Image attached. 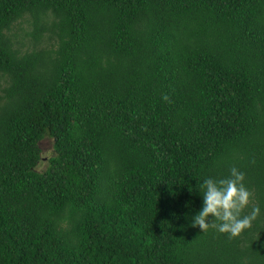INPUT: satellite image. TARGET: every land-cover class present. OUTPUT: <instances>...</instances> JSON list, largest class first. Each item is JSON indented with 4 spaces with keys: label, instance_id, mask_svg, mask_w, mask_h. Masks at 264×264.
I'll return each mask as SVG.
<instances>
[{
    "label": "trees",
    "instance_id": "trees-1",
    "mask_svg": "<svg viewBox=\"0 0 264 264\" xmlns=\"http://www.w3.org/2000/svg\"><path fill=\"white\" fill-rule=\"evenodd\" d=\"M0 264H264V0H0Z\"/></svg>",
    "mask_w": 264,
    "mask_h": 264
},
{
    "label": "clouds",
    "instance_id": "clouds-1",
    "mask_svg": "<svg viewBox=\"0 0 264 264\" xmlns=\"http://www.w3.org/2000/svg\"><path fill=\"white\" fill-rule=\"evenodd\" d=\"M197 191L202 198L201 205L188 220L202 230L211 226L219 232L236 236L256 208L255 202L249 204L250 192L244 183V172L236 166L230 167L227 176L200 180ZM245 205H249L248 210L242 212Z\"/></svg>",
    "mask_w": 264,
    "mask_h": 264
},
{
    "label": "rangeland",
    "instance_id": "rangeland-1",
    "mask_svg": "<svg viewBox=\"0 0 264 264\" xmlns=\"http://www.w3.org/2000/svg\"><path fill=\"white\" fill-rule=\"evenodd\" d=\"M40 145L43 148V153L46 155L51 151V141L49 140V138L44 139L43 141L40 142ZM45 165L42 164L41 168L44 167Z\"/></svg>",
    "mask_w": 264,
    "mask_h": 264
}]
</instances>
